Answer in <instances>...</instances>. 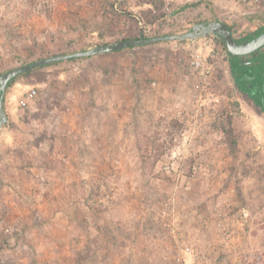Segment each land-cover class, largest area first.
I'll return each instance as SVG.
<instances>
[{
    "label": "rangeland",
    "instance_id": "rangeland-1",
    "mask_svg": "<svg viewBox=\"0 0 264 264\" xmlns=\"http://www.w3.org/2000/svg\"><path fill=\"white\" fill-rule=\"evenodd\" d=\"M213 21L242 42L264 30V0H0V75ZM196 56L213 68L217 112L182 172H161L202 81ZM3 107L0 264H264V112L218 36L37 68ZM186 246L193 256L177 260Z\"/></svg>",
    "mask_w": 264,
    "mask_h": 264
},
{
    "label": "water",
    "instance_id": "water-1",
    "mask_svg": "<svg viewBox=\"0 0 264 264\" xmlns=\"http://www.w3.org/2000/svg\"><path fill=\"white\" fill-rule=\"evenodd\" d=\"M211 35L220 36L226 45L227 51L233 56L245 57L258 52L264 47V31L249 41L238 42L230 27L222 21H213L210 23H200L195 25L189 32L181 35H167L154 38H142L139 40H121L112 44L97 46L87 51H80L68 55H56L52 57L41 58L30 64L20 66L0 75V132L3 126L8 122V115L3 107L4 95L9 83L34 69L41 68L50 64L68 61L74 58H87L105 53H113L124 49L145 46L157 42L167 41H190Z\"/></svg>",
    "mask_w": 264,
    "mask_h": 264
},
{
    "label": "built area",
    "instance_id": "built-area-1",
    "mask_svg": "<svg viewBox=\"0 0 264 264\" xmlns=\"http://www.w3.org/2000/svg\"><path fill=\"white\" fill-rule=\"evenodd\" d=\"M240 2L247 3L251 6L258 5L261 0H239ZM197 40H192V42ZM213 60V57L211 56ZM191 71L199 72V76L202 81L198 83L194 90H192V102L193 108L187 122L183 125V128L177 138L175 139V145L171 152L170 159L164 163H161L158 170L166 173H180L183 168L178 163V160L183 158V148L191 145V142L199 137V134L204 132L208 124L211 122L210 115L213 112H217L218 101L217 96L212 92L207 79L213 76L212 66L207 60L202 61L200 57H193V61L190 64ZM156 83H153L155 86ZM36 91L31 89L27 92V96L21 101L22 106H26L28 102L35 97ZM170 106H167L169 109ZM164 116V114L162 115ZM203 171L204 168H197L195 166L193 170ZM106 200H112L111 193H107ZM189 256H193V251L190 247H183L176 255L177 260L185 261Z\"/></svg>",
    "mask_w": 264,
    "mask_h": 264
},
{
    "label": "trees",
    "instance_id": "trees-1",
    "mask_svg": "<svg viewBox=\"0 0 264 264\" xmlns=\"http://www.w3.org/2000/svg\"><path fill=\"white\" fill-rule=\"evenodd\" d=\"M263 31H261V33ZM261 33L255 35L254 37L260 35ZM218 37L222 40V43L224 44L225 49H226V45H225L224 40L220 36H218ZM254 37H249V38H247V40L249 41V40L253 39ZM142 38H145V37L143 35H141L140 37H136V38L126 37L123 40H139ZM145 39H147V38H145ZM238 42H240V41H238ZM263 49H264V47L262 49H260L258 51V53H262ZM226 51H227V49H226ZM227 53L229 55L232 74L236 80L238 87L242 91H247L249 93H252L255 102L257 104H259V106L262 108V111L264 112V53H262V57H260V59L258 60L259 65L257 67L258 71H256V72L253 70L254 63L252 65L251 61H244V60H242L243 57L233 56L228 51H227ZM254 54L255 53H253L251 55H254ZM75 59H77V58H74L71 60H75ZM28 73L29 72H27L25 74H28ZM25 74H23V75H25ZM15 80H16V78L13 79L9 83V85H11ZM9 85H8V87H9Z\"/></svg>",
    "mask_w": 264,
    "mask_h": 264
},
{
    "label": "crops",
    "instance_id": "crops-1",
    "mask_svg": "<svg viewBox=\"0 0 264 264\" xmlns=\"http://www.w3.org/2000/svg\"><path fill=\"white\" fill-rule=\"evenodd\" d=\"M247 38H249V37H246V38H243L242 39V42H244V41H248L247 40ZM120 51H122V50H120ZM117 52H119V51H117ZM262 53H264V49H263V52ZM262 53H258V52H256L254 55H248V56H245V57H243L242 58V60H244V61H251V63H252V65H253V63H254V68H253V70L256 72V71H258V60L260 59V57H262ZM113 54H116V52H113V53H105V54H100V55H97V56H92V57H104V56H110V55H113ZM89 57H87V58H80V59H88ZM76 60V59H75ZM70 61V60H69ZM124 100H122L121 102L122 103H125V102H123ZM121 102H120V104H121ZM169 105H171V104H169Z\"/></svg>",
    "mask_w": 264,
    "mask_h": 264
}]
</instances>
